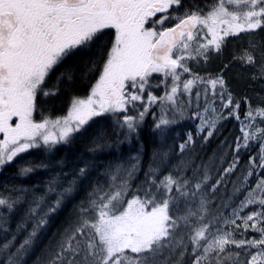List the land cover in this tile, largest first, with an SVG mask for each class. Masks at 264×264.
<instances>
[{
  "label": "snow or ice",
  "instance_id": "6c2138e0",
  "mask_svg": "<svg viewBox=\"0 0 264 264\" xmlns=\"http://www.w3.org/2000/svg\"><path fill=\"white\" fill-rule=\"evenodd\" d=\"M0 177V264H264V0H0Z\"/></svg>",
  "mask_w": 264,
  "mask_h": 264
},
{
  "label": "trees",
  "instance_id": "16d2710c",
  "mask_svg": "<svg viewBox=\"0 0 264 264\" xmlns=\"http://www.w3.org/2000/svg\"><path fill=\"white\" fill-rule=\"evenodd\" d=\"M234 71H235V70H234ZM59 105H60V104H57V106H59ZM56 111H57V114H60V113H61V111H59V110L57 109V107H56ZM150 119H151V118H149V120H150ZM192 126H193V122H192V121H190V120L182 121V122H181V126L175 128V129L173 130L172 135L178 136V135H180V134L183 133V132H186V131L191 130ZM227 127H228V128H231L232 125H231V124H230V125H227ZM149 132H150V127H146V128H145L144 135L141 137V139H142V141H144L145 139L148 141V147H149V149H150L151 147H153V145L150 143V141H151L152 139H154V137L150 136V135H149ZM134 147H135V145H125V146L123 147L122 151H123V153L127 154V153H129ZM68 151H70V150H68V149L65 150V152H68ZM4 175H8V173H5ZM41 178H43V177H42V176L34 177L32 182L34 183V182H36L37 180H39V179H41ZM2 181H3V177H0V182H2Z\"/></svg>",
  "mask_w": 264,
  "mask_h": 264
},
{
  "label": "rangeland",
  "instance_id": "374dc122",
  "mask_svg": "<svg viewBox=\"0 0 264 264\" xmlns=\"http://www.w3.org/2000/svg\"><path fill=\"white\" fill-rule=\"evenodd\" d=\"M57 109H58L59 111H61V105L57 106Z\"/></svg>",
  "mask_w": 264,
  "mask_h": 264
}]
</instances>
